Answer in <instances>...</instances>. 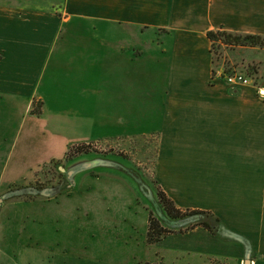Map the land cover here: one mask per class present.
<instances>
[{
    "label": "crops",
    "instance_id": "obj_1",
    "mask_svg": "<svg viewBox=\"0 0 264 264\" xmlns=\"http://www.w3.org/2000/svg\"><path fill=\"white\" fill-rule=\"evenodd\" d=\"M212 30L264 36V0H0V201L75 145L154 140L159 186L264 264V83L213 80Z\"/></svg>",
    "mask_w": 264,
    "mask_h": 264
},
{
    "label": "rangeland",
    "instance_id": "obj_2",
    "mask_svg": "<svg viewBox=\"0 0 264 264\" xmlns=\"http://www.w3.org/2000/svg\"><path fill=\"white\" fill-rule=\"evenodd\" d=\"M239 47L216 51V72L227 68L243 73L253 85H262L264 50ZM213 80L228 84L223 78ZM77 147L89 152L75 153ZM73 148L58 162L42 166L34 182L18 183L34 185L36 189L28 191L45 201L5 205L2 211L4 202L24 199L8 197L9 190L0 201L4 231L0 232V264H246L247 251L239 249L236 238L215 218L193 215L175 221L167 216L154 178L156 141L137 138ZM77 168L82 170L69 179L68 172ZM151 212L175 231L153 244L147 240ZM201 222H208L214 231L206 233L215 242L213 253L192 250L189 246L198 238L189 230L180 232ZM24 225L30 226L19 232ZM197 228L207 230L202 225ZM200 241L212 245L207 235L200 236Z\"/></svg>",
    "mask_w": 264,
    "mask_h": 264
},
{
    "label": "trees",
    "instance_id": "obj_3",
    "mask_svg": "<svg viewBox=\"0 0 264 264\" xmlns=\"http://www.w3.org/2000/svg\"><path fill=\"white\" fill-rule=\"evenodd\" d=\"M208 37L212 42V52L213 54L216 53L217 50H220L223 47H261L264 48V36L257 35V34H246V33H238V32H231L227 30H212L208 32ZM217 59L213 56V64L216 65ZM227 69V68H226ZM216 70L213 68V76L215 75ZM83 146V145H79ZM74 147V146H73ZM70 148L67 155H70ZM74 149V148H73ZM75 153H85L89 152L87 150H78V147ZM79 155V154H78ZM57 161H53L52 163H56ZM36 189L34 185L30 186H21L19 184H14L10 189L7 195L8 197L17 196V197H24V199H33L38 197L37 193L29 192L30 189ZM27 192H26V191ZM28 195H27V194ZM158 199L159 203L163 207V210L166 212L167 216L175 221L187 219L193 215H206L208 217L215 218L216 221L221 223V220L216 217V215L210 211L200 210V209H183L178 207V205L174 202V200L158 185ZM12 198V197H11ZM198 225H202L209 231L214 234L212 230V226L208 222H201V224H196L195 226L180 230V232L188 231L197 227ZM175 233L174 230L164 226L162 220L159 219L154 213L151 212L149 221H148V232H147V240L150 244L158 243L164 240L169 234ZM149 264V263H146Z\"/></svg>",
    "mask_w": 264,
    "mask_h": 264
},
{
    "label": "built area",
    "instance_id": "obj_4",
    "mask_svg": "<svg viewBox=\"0 0 264 264\" xmlns=\"http://www.w3.org/2000/svg\"><path fill=\"white\" fill-rule=\"evenodd\" d=\"M216 73L214 75V79L223 78L225 81L228 82V84H232V85L252 84V80L249 77L237 71H228L226 68H223V69H219Z\"/></svg>",
    "mask_w": 264,
    "mask_h": 264
},
{
    "label": "water",
    "instance_id": "obj_5",
    "mask_svg": "<svg viewBox=\"0 0 264 264\" xmlns=\"http://www.w3.org/2000/svg\"><path fill=\"white\" fill-rule=\"evenodd\" d=\"M60 169L63 170V171H65V168H64V167H60ZM80 170H82V169L77 168V169H74V170L69 171V172H68V178H69V179H72V177H73L78 171H80ZM248 258H249V256H248ZM248 258L245 260V261H246V264H251V260L248 259Z\"/></svg>",
    "mask_w": 264,
    "mask_h": 264
}]
</instances>
